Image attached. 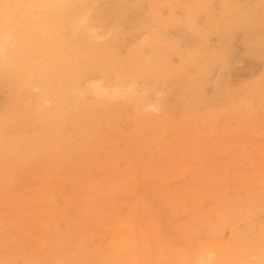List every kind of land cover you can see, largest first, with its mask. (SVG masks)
I'll list each match as a JSON object with an SVG mask.
<instances>
[{
  "label": "rangeland",
  "instance_id": "rangeland-1",
  "mask_svg": "<svg viewBox=\"0 0 264 264\" xmlns=\"http://www.w3.org/2000/svg\"><path fill=\"white\" fill-rule=\"evenodd\" d=\"M48 1L0 0V264H264V0Z\"/></svg>",
  "mask_w": 264,
  "mask_h": 264
},
{
  "label": "bare ground",
  "instance_id": "bare-ground-1",
  "mask_svg": "<svg viewBox=\"0 0 264 264\" xmlns=\"http://www.w3.org/2000/svg\"><path fill=\"white\" fill-rule=\"evenodd\" d=\"M27 1V0H26ZM51 2H47V4H49V5H56L58 2V0H50ZM62 3V2H61ZM46 4V6H48ZM45 5V4H44ZM61 7V6H60ZM49 8H50V6H49ZM31 11V10H30ZM24 14V13H23ZM25 15V14H24ZM13 19V18H12ZM80 23H82V21H80ZM39 25H40V23H39ZM55 26V25H54ZM11 28V27H10ZM40 29V28H39ZM77 29V28H76ZM7 30V29H6ZM52 31V30H51ZM78 31V30H77ZM36 32V31H35ZM57 32H59V31H57ZM85 32V31H84ZM48 35H50V34H48ZM30 36V35H29ZM4 37V36H3ZM44 37V36H43ZM46 37V36H45ZM38 38V37H37ZM53 38V37H52ZM8 39H10V37H8ZM30 40H31V37H30ZM11 42V41H10ZM13 42H15V41H13ZM32 42V41H31ZM1 43V42H0ZM5 42H3V44H4ZM16 43V42H15ZM46 43V42H45ZM3 44H2V47L0 46V48H3L4 46H3ZM6 44V43H5ZM4 44V45H5ZM8 44H10L9 42H8ZM7 46V45H6ZM6 46L4 47V48H6ZM4 48H3V50H1L0 51V73H2V74H12L13 72V66L10 64V60H9V55L6 53V50L4 51ZM15 56V55H14ZM11 57V56H10ZM69 62V61H68ZM17 63V62H16ZM10 64V65H9ZM15 66V65H14ZM90 66V65H89ZM82 67V66H81ZM100 67V66H99ZM56 68V67H55ZM67 68V67H66ZM105 71V70H104ZM107 71V70H106ZM103 72V71H102ZM70 74V73H69ZM78 74V73H77ZM67 77V76H66ZM27 79V78H26ZM62 79V78H61ZM61 81V80H60ZM69 81V80H68ZM68 83V82H67ZM100 83V82H99ZM73 84H76V83H73ZM39 85H40V83H39ZM94 85V84H93ZM61 87H62V85H61ZM94 88H96V90L97 91H101L102 89H101V87H100V84L99 85H95V87ZM93 88V89H94ZM118 89V88H117ZM76 90V89H75ZM74 90V91H75ZM105 90V89H104ZM46 91V90H45ZM57 91V95H59L58 94V90H56ZM73 91V92H74ZM118 91V90H117ZM123 91H125V90H123ZM95 92V91H94ZM103 93H104V91H102ZM101 92V93H102ZM97 93V92H96ZM99 93V92H98ZM100 93V94H101ZM118 93V92H117ZM116 93V94H117ZM132 93V92H131ZM75 95H77L76 93H74ZM112 94V93H111ZM114 94V93H113ZM63 95V94H62ZM61 95V96H62ZM115 95V94H114ZM126 95V94H125ZM128 95V94H127ZM74 96V95H73ZM118 96V95H117ZM56 97V96H55ZM69 97V96H68ZM57 98V97H56ZM55 98V99H56ZM61 98V97H60ZM78 98V97H77ZM58 99H59V97H58ZM52 100H54L53 98H52ZM52 100H50V101H52ZM68 100V99H67ZM64 101V100H63ZM43 102V101H42ZM62 103V102H61ZM56 109V108H55ZM43 111V110H42ZM49 111V110H48ZM57 111V110H56ZM50 113V112H49ZM48 114V113H47Z\"/></svg>",
  "mask_w": 264,
  "mask_h": 264
}]
</instances>
